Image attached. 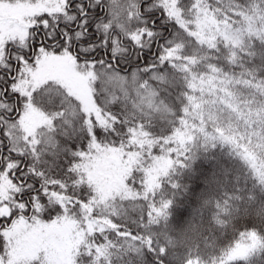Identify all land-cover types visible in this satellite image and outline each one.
Wrapping results in <instances>:
<instances>
[{
	"label": "snow or ice",
	"instance_id": "6c2138e0",
	"mask_svg": "<svg viewBox=\"0 0 264 264\" xmlns=\"http://www.w3.org/2000/svg\"><path fill=\"white\" fill-rule=\"evenodd\" d=\"M235 7L236 16L264 20V0ZM204 10L212 11L207 0H0V264H174L175 201L156 195L170 155L182 154L175 130L183 122L167 134L154 128L178 70L176 34L195 30ZM255 47L247 45L250 56ZM259 47L264 62V38ZM239 155L247 161L251 152ZM108 159L123 165L126 186L110 194L97 176ZM253 169L254 188H238L231 199L240 204L227 212L254 223L234 233L241 258L233 252L221 264L264 257V171ZM55 229L71 233L62 260ZM183 264H194L190 253Z\"/></svg>",
	"mask_w": 264,
	"mask_h": 264
},
{
	"label": "trees",
	"instance_id": "16d2710c",
	"mask_svg": "<svg viewBox=\"0 0 264 264\" xmlns=\"http://www.w3.org/2000/svg\"><path fill=\"white\" fill-rule=\"evenodd\" d=\"M207 3L212 11L204 10L195 30L186 28L187 35L176 34L181 45L174 53L178 70L169 74L171 97L166 115L155 121L154 128L157 133L167 134L173 120L183 122V131L175 130L182 154L170 155L173 168L169 177H161L162 184L157 186L161 190L156 195L160 199L163 192L165 198L175 201L167 229L176 257L174 264H183L189 253L194 264H221L222 258L234 249L237 227H250L255 219L243 212L228 215V208L235 209L240 204L231 198L238 188L245 192L254 188L253 165L264 171V150L258 147L264 144V62L259 47L264 38V20L255 11L247 19L234 15L241 10L235 7L237 0ZM229 18L239 23L230 24ZM211 23L218 31L206 30L207 36H201L202 28ZM253 44L255 57L248 54L247 48ZM224 135L233 136L238 144L249 148L247 161L239 155L244 147L224 142ZM154 152L159 154L158 149ZM106 162L113 166L112 160ZM189 163L188 167L182 166ZM121 175L119 170L112 174L118 185L115 191L126 187ZM173 183L178 188L173 189ZM255 195L261 196L258 186ZM218 218L224 223L216 224ZM254 259L256 264H264L259 254Z\"/></svg>",
	"mask_w": 264,
	"mask_h": 264
},
{
	"label": "rangeland",
	"instance_id": "374dc122",
	"mask_svg": "<svg viewBox=\"0 0 264 264\" xmlns=\"http://www.w3.org/2000/svg\"><path fill=\"white\" fill-rule=\"evenodd\" d=\"M214 23L208 24V26L205 28H202V35L204 36L208 33H206L207 31H214V33H216L218 30L215 28L216 26ZM113 162V166H111L110 164H108L106 162V160L101 161L99 164V167L97 169V176L99 179V182L102 186V189L104 191H107L109 194L112 191H115L118 188L117 183L115 182V178L114 176H112V174H115V171H120L122 173V168L123 165L120 164L118 159H110ZM108 161V160H107ZM71 242V233L69 231H67L66 229H55L52 232V237H51V243L52 246L54 248L57 249V259H65L66 255H65V249L67 248V246L70 244ZM244 251V246H241L238 250L235 248L228 254L231 255L233 252H236V259H240V253H242ZM226 257H224V259H226Z\"/></svg>",
	"mask_w": 264,
	"mask_h": 264
}]
</instances>
